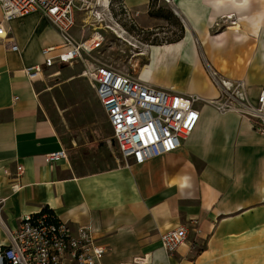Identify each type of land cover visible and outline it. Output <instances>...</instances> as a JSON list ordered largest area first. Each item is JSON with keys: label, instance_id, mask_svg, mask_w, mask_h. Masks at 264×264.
<instances>
[{"label": "crops", "instance_id": "0c3cea01", "mask_svg": "<svg viewBox=\"0 0 264 264\" xmlns=\"http://www.w3.org/2000/svg\"><path fill=\"white\" fill-rule=\"evenodd\" d=\"M162 1L123 0L143 30L167 21L160 9L183 24L180 40L146 47L148 72L140 79L215 100L209 66L229 81L244 80L256 97L264 87V0ZM5 27L19 50L0 42V245L23 215L49 208L73 232L90 227L107 251L102 264L144 256L150 264H264V136L250 120L200 102L196 129L174 153L139 165L107 140L100 149L111 154L108 166L80 173L69 157L49 165L46 156L65 150L42 105L45 75L55 68L35 80L26 70L43 65V51L59 47L61 37L40 13ZM181 227L188 241L169 254L161 237Z\"/></svg>", "mask_w": 264, "mask_h": 264}, {"label": "built area", "instance_id": "2783aa9c", "mask_svg": "<svg viewBox=\"0 0 264 264\" xmlns=\"http://www.w3.org/2000/svg\"><path fill=\"white\" fill-rule=\"evenodd\" d=\"M110 4L106 9L103 0H0V42L7 39L10 48L18 51L5 26L33 13H40L56 27L61 37L60 46L45 49L43 65L26 70V75L35 80L48 69L72 66L85 54L103 48V32L108 30L103 21L107 12L113 17ZM114 8L118 19L135 24L124 2ZM77 9L90 14L98 27V31L83 42L72 35ZM208 74L220 93L215 100L160 89L99 62L88 61L84 69V77L96 90L112 129V140L123 160L139 165L181 148L199 123L197 104L200 102H206L221 114L237 113L247 118L254 130L264 136V87L253 97L244 80L229 81L209 66ZM67 159L66 150L46 156L49 165ZM22 172L23 168L19 167L17 180L12 184L15 192L20 189ZM6 235L8 244L0 245V264H102L107 253L96 244L90 227H80L73 232L56 215L44 211L23 215L16 231L7 230ZM187 241L185 227L161 237L162 247L169 254L176 253ZM131 264H150V259L139 257Z\"/></svg>", "mask_w": 264, "mask_h": 264}, {"label": "rangeland", "instance_id": "374dc122", "mask_svg": "<svg viewBox=\"0 0 264 264\" xmlns=\"http://www.w3.org/2000/svg\"><path fill=\"white\" fill-rule=\"evenodd\" d=\"M110 3L113 5L110 9L113 19L105 10L107 12L105 28L113 27V30L119 32L134 46L124 43L123 38L117 36L118 33L107 30L103 32L105 37L103 48L90 55L85 54L72 66L55 68L45 75L44 88L47 93L43 98V112L52 122L69 159L80 173L111 164L109 150L100 149V145L112 140L113 135L95 88L84 77L85 64L88 61L99 62L124 74L140 78L142 70L147 65V56H142L146 54V47L176 42L181 36L183 25L181 20L168 10L160 9L159 13L163 12L168 18L167 21L151 30H143L137 25L135 17L133 18L135 24L125 21L124 18L118 19L114 6L119 5L121 0H110ZM154 4H161V0H154ZM162 5L171 4L164 0ZM97 28L90 14L82 13L80 9L76 10V25L72 35L77 41L90 39L98 31ZM39 41L38 36L32 40L30 45L32 53L36 52Z\"/></svg>", "mask_w": 264, "mask_h": 264}, {"label": "bare ground", "instance_id": "6f19581e", "mask_svg": "<svg viewBox=\"0 0 264 264\" xmlns=\"http://www.w3.org/2000/svg\"><path fill=\"white\" fill-rule=\"evenodd\" d=\"M104 1V3H105V7H106V9H107V7H108V5H109V3H110V0H103ZM104 23H106V20H104L103 21ZM106 29H108V30H111L112 32H114L115 34H117V36H119V38L120 39H122L123 37H122V35L119 33V32H116L115 30H113L114 28L113 27H111V26H109V27H106ZM123 42L124 43H127V44H130L131 46H134L132 43H130L127 39H124L123 38ZM147 72H148V69H145L144 70V72H143V77L144 76H146L147 75ZM59 75V74H58ZM145 78V77H144ZM141 80V79H140ZM141 81H143V80H141ZM200 97V96H199Z\"/></svg>", "mask_w": 264, "mask_h": 264}, {"label": "trees", "instance_id": "16d2710c", "mask_svg": "<svg viewBox=\"0 0 264 264\" xmlns=\"http://www.w3.org/2000/svg\"><path fill=\"white\" fill-rule=\"evenodd\" d=\"M121 3H123V0H121ZM120 3V4H121ZM155 4H154V0H151V6H154ZM156 15V14H155ZM151 16H154V13L152 12L151 13ZM182 32H183V29L181 30V36H180V38L178 39V40H180L181 39V37H182ZM177 40V41H178ZM42 211H44V212H48V213H51V214H53V215H55V213L51 210V209H49V208H45V209H43Z\"/></svg>", "mask_w": 264, "mask_h": 264}, {"label": "water", "instance_id": "95a60500", "mask_svg": "<svg viewBox=\"0 0 264 264\" xmlns=\"http://www.w3.org/2000/svg\"><path fill=\"white\" fill-rule=\"evenodd\" d=\"M169 2V0H167Z\"/></svg>", "mask_w": 264, "mask_h": 264}]
</instances>
